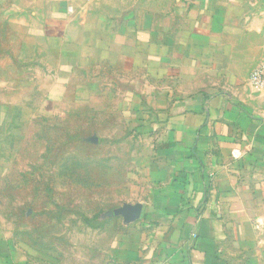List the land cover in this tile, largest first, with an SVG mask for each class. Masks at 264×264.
Listing matches in <instances>:
<instances>
[{
    "label": "crops",
    "instance_id": "crops-1",
    "mask_svg": "<svg viewBox=\"0 0 264 264\" xmlns=\"http://www.w3.org/2000/svg\"><path fill=\"white\" fill-rule=\"evenodd\" d=\"M262 65L264 0H0V264H264ZM23 115L106 155L88 250L23 225Z\"/></svg>",
    "mask_w": 264,
    "mask_h": 264
},
{
    "label": "rangeland",
    "instance_id": "rangeland-1",
    "mask_svg": "<svg viewBox=\"0 0 264 264\" xmlns=\"http://www.w3.org/2000/svg\"><path fill=\"white\" fill-rule=\"evenodd\" d=\"M25 111L29 112L28 107ZM14 124L22 127L20 145L22 162L19 169L23 178L21 181L23 183L21 199L25 217H23V225L26 229H30L36 224L38 228L48 227V233L52 237L67 242L64 244L66 249L75 252H82L83 249L88 250L93 246L95 233L103 232L101 222L106 221V219L103 220V217L108 213L111 188V182L107 179L109 170L103 164L100 168L93 163L106 156L103 149L79 144L76 133L70 134L69 141L63 143L67 137L63 138L60 132H55L51 128L47 129L49 122L44 117H39L35 121L23 115L20 120L16 118ZM67 144H69L68 147H66ZM61 146H64L63 150ZM56 150L63 151V153H58V155ZM63 154L70 158L71 172L101 173L106 176L96 183L86 181L84 182L85 186L80 184V188L85 194L83 196L77 195V189H79L77 186L79 185L72 180L70 181L71 187L66 191L69 196L47 195L49 193L47 188L51 186L50 181L46 180L47 172L51 168L49 163L56 156ZM35 162L37 163L33 165ZM47 184L49 185L47 186ZM35 188L38 190L36 198L31 196ZM52 192L61 193V189L50 191V193ZM97 192H99V196H97ZM30 209L31 212L28 213ZM31 216L33 217L32 221H26L24 224V221L30 219ZM25 228L23 227V229Z\"/></svg>",
    "mask_w": 264,
    "mask_h": 264
},
{
    "label": "built area",
    "instance_id": "built-area-1",
    "mask_svg": "<svg viewBox=\"0 0 264 264\" xmlns=\"http://www.w3.org/2000/svg\"><path fill=\"white\" fill-rule=\"evenodd\" d=\"M251 82L256 88L264 90V65L252 72Z\"/></svg>",
    "mask_w": 264,
    "mask_h": 264
}]
</instances>
